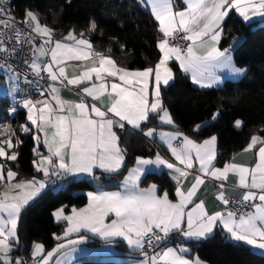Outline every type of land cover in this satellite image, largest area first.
Returning <instances> with one entry per match:
<instances>
[{
    "label": "snow or ice",
    "instance_id": "6c2138e0",
    "mask_svg": "<svg viewBox=\"0 0 264 264\" xmlns=\"http://www.w3.org/2000/svg\"><path fill=\"white\" fill-rule=\"evenodd\" d=\"M7 3L8 0H0V53L9 58L16 54L17 49L10 48L9 41L30 45L33 58L24 63L33 76L51 83L47 90H39V98L25 96L9 108L12 115L18 108L26 110V122L19 125V132L31 134L36 142L33 153L37 159L33 160V166L44 179L16 180L18 173L0 163V187L5 189L0 190V264H29L24 257L13 255L20 245L18 221L25 206L47 187L52 177L65 180L87 175L99 182L102 176L121 174L127 150L120 147V137L114 129H124L126 125L145 137L158 135L174 161L159 152L154 159L137 156L118 190L90 191L87 205L73 206L70 214H66V206L55 210L56 221H65L67 227L62 236L53 234L58 242L51 250H46L42 243L32 244V264H64L78 250L77 246L88 239L82 230L109 244L117 239L124 241L142 257L138 264H205L199 258H187L188 247H171L167 241L207 240L217 228L228 240L264 254V137L252 135L243 150L248 152L260 145L253 166L225 162L223 167H217L216 135L198 141L179 130L157 133L155 128L145 127L152 118L176 127L161 95L162 86L175 78L170 61L178 62L179 68L190 74L191 82L200 88L219 85L222 82L219 71L228 70L237 76L246 72L234 64L231 46L223 49L219 46L223 24L233 10L244 21L264 17V0H182L183 7H177L175 0H146L162 38L156 44L160 53L158 62L143 70L120 67L110 55L95 51L84 31L77 34L70 29L56 39L55 30L41 23L39 14L31 9H26L23 20L17 21L7 10ZM138 3L145 4V0ZM97 28L92 20L87 31L94 32ZM0 60H3L0 69L11 72L9 79L18 81L20 75L7 59L0 57ZM66 61H91V65L82 64L81 71L70 78L64 66ZM24 81L34 82L27 75ZM58 84L79 87L80 101L62 99ZM9 92L18 94L19 88L14 84ZM86 97L99 101L105 109L95 102L89 104ZM218 115L219 112L214 113L212 119ZM242 124L240 119L234 121L235 127ZM200 128L197 125L194 130ZM22 142L16 128L0 124V159L16 161L18 153L13 149ZM41 145L46 155L40 151ZM149 165L169 170L176 182L175 201L167 191L158 194L155 183L140 186ZM230 173L238 181L229 187L242 190L236 199L226 193L224 182ZM189 176L192 180L185 188L184 181ZM207 178L216 182L219 191L215 199L223 205L222 210L209 212L205 200L197 196ZM230 204L238 207H229ZM110 216L114 218L109 219ZM74 233L76 238H69Z\"/></svg>",
    "mask_w": 264,
    "mask_h": 264
},
{
    "label": "trees",
    "instance_id": "16d2710c",
    "mask_svg": "<svg viewBox=\"0 0 264 264\" xmlns=\"http://www.w3.org/2000/svg\"><path fill=\"white\" fill-rule=\"evenodd\" d=\"M12 8L20 19L24 18L26 9L37 12L41 23L55 30L56 39H61L70 29H74L77 34L84 31L85 38L90 39L93 48L110 55L120 67L142 70L154 66L159 60L156 44L160 35L157 25L150 13L141 8L136 0H14ZM92 20H95L98 28L88 32ZM223 28L220 41L222 49L240 40L232 50V58L237 67L246 69L244 76L238 81H226L219 88L201 90L195 88L175 65H171L175 78L161 93L164 105L183 133L191 134L197 125L208 122L197 133L200 138L217 136V167H222L231 156L243 150L252 135L264 137V25L258 22L245 25L231 14ZM7 105V100L0 99V107ZM217 112L219 115L213 120L212 116ZM236 119L242 120L241 127L234 126ZM25 122L22 110H18L9 120L23 141L14 149L18 153L17 160L7 164L18 173V180L41 178L33 169L35 144L32 135L19 132V125ZM151 126H157L155 118L145 127ZM141 133L127 128L117 131L120 147L126 149L127 153L121 174L109 178L110 182L120 181L137 156L152 155V146ZM148 183L159 184L161 189H166L173 196V187L164 174H147L141 185ZM91 190V182L87 178H80L72 180L58 192L50 188L43 191L21 213L18 222L20 249L17 253L28 256L34 242L50 249L55 243L53 234H61L64 226L63 223L54 222L53 211L63 206H66V212L73 206H84L86 192ZM225 238V234L216 229L212 238L188 242L187 245L191 248V256L207 264H264V256L254 254L242 244L225 242ZM100 243L95 240L89 245ZM82 264L126 263L85 261Z\"/></svg>",
    "mask_w": 264,
    "mask_h": 264
},
{
    "label": "crops",
    "instance_id": "0c3cea01",
    "mask_svg": "<svg viewBox=\"0 0 264 264\" xmlns=\"http://www.w3.org/2000/svg\"><path fill=\"white\" fill-rule=\"evenodd\" d=\"M136 2L141 8H143L144 10H146L147 12L150 13V6H146V0H145V4L138 3V0H136ZM175 4L177 5V7H183L182 0H175ZM231 14H234L245 25H249V24L256 23V22L264 25V17H253L251 21H244L243 18L240 17L234 10L230 13V15ZM227 18H226V20H227ZM153 20H154V18H153ZM155 23L157 25V31H158V22L155 21ZM159 35H160V38H162V34L159 33ZM234 47H235V44H233L231 46V55H232V50H233ZM158 51H159V49H158ZM45 59H47V58H45ZM82 64H86V65L90 66L91 65V61H87V62L66 61L65 65H64L65 68H66V74L70 78L74 74H78L81 71V65ZM171 65H175L177 67V69L179 70V72H181L183 75L187 76L188 79L191 82L190 74L184 73L179 68L178 62H176L174 60L170 61L169 62V67H171ZM218 74L221 76L222 82L219 85L214 86L212 88H200L199 86L193 84L192 82H191V84L195 88L201 89V90L215 89V88L221 87L224 84V82H226V81H238V80H240L244 76L245 73L243 75L237 76V75L231 74L228 70H223V71H219ZM10 76H11V74L9 72H6L3 69H0V99H5V100L8 101V105L6 107H0V121L2 122V124H4V123L10 124L9 120L14 117V115H12L9 112V108L12 106L11 105L12 98L15 95V93L10 94V92H9L10 87H12L14 85V81L9 79ZM172 82L173 81H170L169 85ZM49 83H51V82L48 81L46 83V85L42 89L47 90ZM169 85L162 86L161 93H162V90L165 89L166 87H168ZM58 87L61 88L60 96H61L62 99L68 100V101H74V102H79L80 101L82 94L80 93V88L79 87H77V86H63V85H59V84H58ZM150 88H151V86H150ZM46 95H47V92H46ZM36 98H39V92L34 96L33 99H36ZM47 98L49 100H51L50 96H48ZM86 101L89 104L95 102L97 104V106H100L102 108V110L105 109V105H102L99 101H92V99L90 97H86ZM105 101H106V98H105ZM52 103H53V106H55V102L53 101ZM18 110L24 111L25 117H26V110L25 109L19 108ZM156 123H157V126H151V127L155 128L157 133H160V132H171V131L179 130L177 125H176V123H175V126H176L175 128H173V126H170V125L161 124L158 120H156ZM207 124H208V122L200 124L201 125L200 130L204 126H206ZM125 128H127L129 130H132V131H137L136 129H133L130 125H126ZM114 130L118 131V130H122V129L115 128ZM197 132L198 131L193 130V132L191 134H187V135H189L192 138H195L198 141H202L203 139H206V138L210 137L209 136V137H206V138H200ZM142 136L149 142V144H151L152 149H153L152 155L144 157V158H152V159H154L155 158V154L157 152H159L164 158L169 159L171 161H174V158L171 156V153L167 150L166 145L159 139L158 135H156V136H154L152 138L145 137L143 134H142ZM34 144L36 146V142L35 141H34ZM259 146L260 145H257L256 148H254L253 150H250L248 152H244L243 151L246 148L245 147L243 150H241L238 153H236L233 156H231V158L229 159L228 162H236V163L243 164V165H246V166H253L254 161L256 159V155L255 154H256V151H258ZM216 150H217V145H216ZM40 151L43 154H45V155L47 154V151L43 147V145L40 146ZM33 155H34V153H33ZM140 157H143V156H140ZM35 159H37V157L34 155V160ZM12 162H14V161H5L3 159H0V163L10 164ZM134 163H135V159H134V162H133L132 166H134ZM215 163H216V161H215ZM197 167H198V165H197ZM33 169L35 170L34 166H33ZM37 173H39L41 175V178H37V179H44L42 173H40V172H37ZM97 173H99L98 175H100L99 171ZM126 173H125V175H126ZM147 174H155V175L164 174L166 176L168 182L173 187V196L171 197L169 195V198L171 200H173V201L176 200V197H175L176 182L172 179V177L170 175V172H169V170L166 167H164V166L156 167L154 165L146 166V172H145L144 176H142L141 182H142L143 178ZM80 178H87L88 179V178H91V177H89L87 175H80V176H77L75 178H71L70 177V178L65 179V180H58V179L57 180H51V182L48 183L47 187L43 191H45L47 188H50L53 192H58V191L62 190L72 180L80 179ZM122 179H123V177H122ZM16 180H18V179L16 178ZM191 180H192V177L189 176L187 178V180L184 181V187L185 188L190 186ZM120 181H118V182L111 181L110 182V179L106 180V179H104V177H101V180L99 182L92 179L91 187L93 188V190H91V192L98 191L101 188L103 190H105V191H116V190H118ZM237 181H238V177L235 174L230 173L228 180L224 182L225 186H226V193L228 195H230V197H232L233 199L238 198L240 196L241 191H242L241 189L236 188V187H229V185H235L237 183ZM215 183L216 182H214L211 178H207L205 184L200 187V189H199V191L197 193V196L199 198H203L205 200L206 208H207V210L209 212L223 209V205L219 201H217L215 199L216 193L219 191V189L215 187ZM150 184H152V183H148L146 185H141V183H140V186L141 187H148ZM156 185L158 186V194L162 195L163 192L167 191L166 189H161L159 184H156ZM110 186H114V187L108 188ZM0 190H5V189L0 187ZM87 193L88 192H86V196H87ZM36 198H34L32 201H30L29 204L32 203ZM87 203H88V198H87L86 204L84 206H82V207H85L87 205ZM28 205H26V206H28ZM189 207H191V205H189ZM70 213H71V210L66 212V214H70ZM52 216H53V213H52ZM111 218H114V217L110 216L109 219H111ZM53 220H54V222L56 224H58V223H63L64 224L63 231L67 227V223L65 221L57 222L54 216H53ZM217 229H220V228H217ZM63 231L59 235L62 236L63 235ZM215 231H216V229H215ZM82 233L85 234L88 237V239L86 240L85 243L80 244V245L77 246L78 250L75 253H73L67 260H65L64 264H82L85 261H113V262H125L126 264H138V261L140 259H142V257L138 253H135L131 249H129L127 247L126 243L124 241L120 240V239H117L114 243L109 244V243H106L99 236H95V235H93L91 233L84 232V230H82ZM76 236H77V234L74 233L69 238L75 239ZM95 240L96 241H101L102 243H100L98 245H89V242L95 241ZM57 242L58 241L55 240V243H54V245L51 248H53ZM188 242H193V241H182V244L180 246L188 247L190 249V252L186 254V257L189 258V259H195L197 257L196 256H191V248L189 247V245H187ZM239 244H242L243 246L247 247L254 254H257V255H260V256H264V254H262L259 250L251 248L250 246H247L246 244H243V243H239ZM171 247H175V246H171ZM51 248L48 249V250H51ZM19 249H20V245L14 251V253H13L14 256H21V257H24V258H27V259L31 258V256H30L31 248H30V251L28 253V256H23L22 254H18L17 251ZM157 250H159V249H157ZM150 254H151V252H150ZM60 258L62 260L64 259L63 257H60ZM54 260H55V257H54ZM205 264H207V263H205Z\"/></svg>",
    "mask_w": 264,
    "mask_h": 264
},
{
    "label": "built area",
    "instance_id": "2783aa9c",
    "mask_svg": "<svg viewBox=\"0 0 264 264\" xmlns=\"http://www.w3.org/2000/svg\"><path fill=\"white\" fill-rule=\"evenodd\" d=\"M14 0H8V3L6 5L7 10L9 13L16 18L17 21L23 20L17 17L13 11L12 3ZM8 46L15 47L17 49L16 54H13L10 58L6 56L5 54L0 53V57H4V59H7L8 63L12 65V68L19 73L20 79L18 81H14V84L19 88V93H15V99L12 98L11 105L16 106L17 102L25 96H31L34 98V96L39 92L40 89H42L48 80L45 78L44 80H40L33 76L30 72V69L27 67V65L24 63L26 60L31 61L33 58L32 52H31V46L28 44H16L15 41H9ZM0 63H3V60H0ZM11 75L12 73L9 72ZM27 75L29 80L34 81L31 84H27L24 81V76ZM46 77V74H43ZM22 108V107H21ZM19 109V108H18ZM0 124H2L0 122ZM229 207H238V205L230 204ZM182 244V240L179 238L170 239L167 241L168 246H178ZM151 252V250H149ZM29 261V264H32L31 258H25Z\"/></svg>",
    "mask_w": 264,
    "mask_h": 264
},
{
    "label": "water",
    "instance_id": "95a60500",
    "mask_svg": "<svg viewBox=\"0 0 264 264\" xmlns=\"http://www.w3.org/2000/svg\"><path fill=\"white\" fill-rule=\"evenodd\" d=\"M106 180H108L109 178H105ZM51 180H57V178L56 177H52L51 179H50V181H49V183L51 182ZM88 181H92V178H88ZM225 242H228V243H234V242H232V241H230V240H228L227 238H225Z\"/></svg>",
    "mask_w": 264,
    "mask_h": 264
},
{
    "label": "rangeland",
    "instance_id": "374dc122",
    "mask_svg": "<svg viewBox=\"0 0 264 264\" xmlns=\"http://www.w3.org/2000/svg\"><path fill=\"white\" fill-rule=\"evenodd\" d=\"M239 41H240V40H238V41L236 42V44H237ZM236 44H235V45H236ZM0 122H1V121H0ZM1 123H2V122H1Z\"/></svg>",
    "mask_w": 264,
    "mask_h": 264
}]
</instances>
